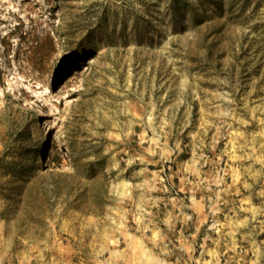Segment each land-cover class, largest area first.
I'll list each match as a JSON object with an SVG mask.
<instances>
[{
    "label": "rangeland",
    "instance_id": "374dc122",
    "mask_svg": "<svg viewBox=\"0 0 264 264\" xmlns=\"http://www.w3.org/2000/svg\"><path fill=\"white\" fill-rule=\"evenodd\" d=\"M0 264H264V0H0Z\"/></svg>",
    "mask_w": 264,
    "mask_h": 264
}]
</instances>
